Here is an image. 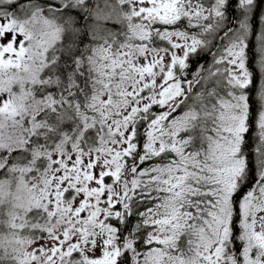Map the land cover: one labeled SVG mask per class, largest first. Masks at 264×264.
Returning a JSON list of instances; mask_svg holds the SVG:
<instances>
[{
    "label": "snow or ice",
    "instance_id": "obj_1",
    "mask_svg": "<svg viewBox=\"0 0 264 264\" xmlns=\"http://www.w3.org/2000/svg\"><path fill=\"white\" fill-rule=\"evenodd\" d=\"M0 264H264V0H0Z\"/></svg>",
    "mask_w": 264,
    "mask_h": 264
}]
</instances>
